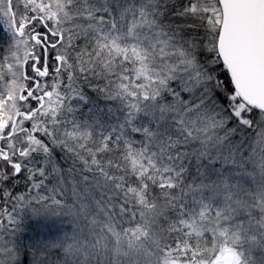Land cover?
<instances>
[{
  "label": "snow or ice",
  "instance_id": "snow-or-ice-1",
  "mask_svg": "<svg viewBox=\"0 0 264 264\" xmlns=\"http://www.w3.org/2000/svg\"><path fill=\"white\" fill-rule=\"evenodd\" d=\"M0 264H264V0H0Z\"/></svg>",
  "mask_w": 264,
  "mask_h": 264
}]
</instances>
